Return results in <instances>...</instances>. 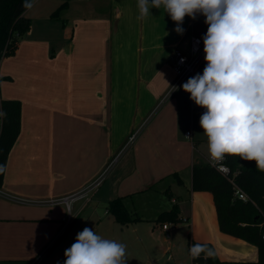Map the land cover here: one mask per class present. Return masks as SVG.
<instances>
[{
    "label": "crops",
    "instance_id": "obj_1",
    "mask_svg": "<svg viewBox=\"0 0 264 264\" xmlns=\"http://www.w3.org/2000/svg\"><path fill=\"white\" fill-rule=\"evenodd\" d=\"M64 1L59 17L44 23ZM34 6L37 22L30 17L16 54L0 62V99L22 102L21 131L0 188V264H30L43 252L39 264H64L84 228L106 238L126 226L142 244V254L126 249L134 259L126 264H164L173 257V229L167 236L154 221L174 205L194 228L217 223L220 230L213 194L192 189L193 166L210 156L202 107L182 87L162 103L176 80L174 52L190 54L192 37L207 32L205 17L185 16L179 35L163 7L138 19L137 0H35ZM205 55L194 75L203 73ZM103 175L97 191L105 211L89 192L74 200ZM118 197L137 219L116 220L108 205ZM152 233L165 243L149 241ZM223 239L246 242L226 233Z\"/></svg>",
    "mask_w": 264,
    "mask_h": 264
},
{
    "label": "clouds",
    "instance_id": "obj_2",
    "mask_svg": "<svg viewBox=\"0 0 264 264\" xmlns=\"http://www.w3.org/2000/svg\"><path fill=\"white\" fill-rule=\"evenodd\" d=\"M33 6L25 0L23 7ZM138 19L150 8L163 7L181 27L185 16L199 13L208 25L203 36V73L182 84L190 99L206 111L200 126L208 140V151L216 165L226 156L255 161L264 171V0H137ZM183 62V58L182 61ZM175 89L173 88V91ZM3 115V113H0ZM7 171L0 164V174ZM190 257H214L207 245L193 244ZM64 264H126V245L104 238L90 228L76 236L64 252Z\"/></svg>",
    "mask_w": 264,
    "mask_h": 264
},
{
    "label": "trees",
    "instance_id": "obj_3",
    "mask_svg": "<svg viewBox=\"0 0 264 264\" xmlns=\"http://www.w3.org/2000/svg\"><path fill=\"white\" fill-rule=\"evenodd\" d=\"M34 1L29 0L32 4ZM24 3L25 0H0V62L16 54L20 40L30 30L31 19L26 15L28 9L23 7ZM66 6L67 2L60 5L51 18L57 19ZM0 113H3L0 164L7 166L9 154L21 131L22 102L18 99H0ZM226 163L230 167L228 175L209 163H196L193 166L192 189L213 194L220 230L255 244L258 248V259L221 260L215 253L214 257L207 259L203 256L195 260L191 258L192 264H264V171L257 168L255 161L243 160L238 156H226ZM4 177L5 173L0 174V188ZM177 179L181 182L179 177ZM236 186L248 195V200L235 197ZM108 206L121 224L138 218L127 210L122 197L111 200ZM179 212L178 205H174L170 211L160 214L158 221L162 224L177 222L180 220ZM193 244L207 245L213 249L211 243L199 242L190 236L189 248Z\"/></svg>",
    "mask_w": 264,
    "mask_h": 264
},
{
    "label": "rangeland",
    "instance_id": "obj_4",
    "mask_svg": "<svg viewBox=\"0 0 264 264\" xmlns=\"http://www.w3.org/2000/svg\"><path fill=\"white\" fill-rule=\"evenodd\" d=\"M38 7H40V6H37V8ZM35 9H36V6L31 8V10L29 11V14L26 13V15L28 17H31L32 19L34 17L33 20H35L37 22V19L35 18V14L37 11H35ZM43 21L46 24H51L55 21V19L50 18V19L46 20L43 17ZM184 53L187 55H191V52H190V54H188L186 52H184ZM97 189H99L98 191H100V193H101L102 192L101 190L103 189V187L101 189L98 187L91 188L89 190V197H92L94 202L101 203L100 208H99V212H103L106 210L107 202L103 201L102 198L101 199L99 198L100 193H98ZM165 200L167 202H170V198L167 196H165ZM98 201H100V202H98ZM188 206H190V201H188L187 204H185V207H188ZM180 215H182V214H180ZM181 218L182 217H180V220H178L177 222H174L175 223L174 227L172 226L173 230H172L171 242L173 244V249L171 251V254L173 255V257L169 253V256L172 257V260H167L164 264H192V259L189 255V251H188L189 250L190 236H191V238H193L195 240H198V241L199 240H205L202 242L211 243L217 257L221 260L222 259L223 260H240L237 258H242V257H245L251 261L255 260L256 258L258 259V255H257L258 249H257V246L255 244H252L249 242H243L244 244H242L240 246H238V244L235 245L233 243L230 245L228 241L223 239V235H225V233L221 232L217 228V223L214 224L213 226L208 225V224L203 225L202 223H199V225H197L194 228L190 222L183 221ZM154 222L156 224L158 223L160 227L162 226V222H157V221H154ZM144 223H145V225H148L150 222H144ZM61 227H62V225H61ZM118 227H122V226H118ZM106 235H107L106 238H108V239L115 240L119 243L125 244L126 249L131 250V251H129L130 254H134V255L142 254L140 252L142 249V244H141L140 240L138 239V237L135 236L133 226L122 227L119 229V231H116L115 233H112L110 235H108V234H106ZM159 237L160 236L158 234L152 233V234H150L149 241H152L154 244L157 243V245L158 244L160 245V242H162V241L165 243V240H163L164 238L163 237L159 238ZM159 239H161L162 241ZM75 240H76V238H75ZM75 240H74V243H75ZM229 252H231V254H229ZM39 255L40 254H38L35 258H37ZM62 257H65V256L63 255ZM129 258H131V257H129ZM142 258L144 259L145 257L140 256V257L136 258V260H143ZM253 258H255V259H253ZM126 259L128 261L134 260V259H128V258H126Z\"/></svg>",
    "mask_w": 264,
    "mask_h": 264
},
{
    "label": "built area",
    "instance_id": "obj_5",
    "mask_svg": "<svg viewBox=\"0 0 264 264\" xmlns=\"http://www.w3.org/2000/svg\"><path fill=\"white\" fill-rule=\"evenodd\" d=\"M204 46H203V39L200 36L194 35L191 39V45H190V52L191 55L185 54L181 49H176L174 52L173 57V68L176 74V80L170 90L168 91L166 97L162 101V103L167 100L169 97H171L173 94H175L179 88L182 86L183 83H185L188 78L192 77L194 75V71L199 63V61L202 59L204 55ZM183 58V62L182 61ZM173 88L175 89L173 91ZM206 111L205 108H201V114H203ZM1 121H2V115H0V128H1ZM186 135H191V130L186 131ZM136 135H132L130 137L129 143H133L135 140ZM207 163H209L212 166H215L218 170H220L223 174L228 175L230 173V167L226 163V157L224 161L222 162V165H216L210 158V156L207 159ZM105 175L100 177L96 182H94L92 185L89 186L87 190L84 192L75 195L73 198L78 199L80 197H83L89 192L91 188L99 187L100 184L104 181ZM235 197L242 200H248V195L240 188H235ZM183 221L188 222V218H183ZM72 222V215L70 214L68 218H66L62 224L61 227V233H63L71 224ZM172 226H175L174 222H166L162 224V228L168 232L167 236H169V231L172 229ZM264 237V236H263ZM44 252L41 253L37 258L33 260L30 264H38L41 259L43 258Z\"/></svg>",
    "mask_w": 264,
    "mask_h": 264
}]
</instances>
